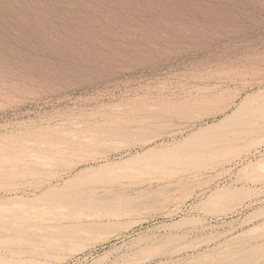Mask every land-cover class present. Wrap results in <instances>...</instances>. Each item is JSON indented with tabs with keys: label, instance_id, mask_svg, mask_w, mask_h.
I'll use <instances>...</instances> for the list:
<instances>
[{
	"label": "rangeland",
	"instance_id": "374dc122",
	"mask_svg": "<svg viewBox=\"0 0 264 264\" xmlns=\"http://www.w3.org/2000/svg\"><path fill=\"white\" fill-rule=\"evenodd\" d=\"M254 93L264 0H0V264H264V125L184 143Z\"/></svg>",
	"mask_w": 264,
	"mask_h": 264
},
{
	"label": "bare ground",
	"instance_id": "6f19581e",
	"mask_svg": "<svg viewBox=\"0 0 264 264\" xmlns=\"http://www.w3.org/2000/svg\"><path fill=\"white\" fill-rule=\"evenodd\" d=\"M259 96H264V95H261V93H254V94L246 95L239 102V104L232 111V113L226 115L218 124L209 125L205 128H201L200 130L194 132L189 137H187L186 140L184 141V143H186L187 145H193V144H195V142L200 140V141H202V143L199 144L200 147L209 148V147H214V146L222 147V146L227 145L228 143L233 145V144L237 143L239 140L244 139L247 132L255 131L258 129V127L264 125V102L258 101L257 98ZM195 105L192 104V106H195ZM176 108H177V106H176ZM175 113L181 115L180 111H176ZM261 121H263V122H261ZM228 125L229 126L238 125V126H242L244 128L243 129H236L235 128V129H231V130H230V128L229 129L227 128L228 129V131L226 130L227 132L223 131L225 133L216 132L219 128L226 129L225 127ZM110 133H115V131L110 132ZM71 145L73 146L74 144H71ZM75 148H76V146H75ZM150 151L153 152L154 150H150ZM172 153L173 152H171L169 154L170 156L168 158H166L165 160H162L160 162L161 166H164V165L169 166V165H172L175 163H182V156H177L178 154H175V153L172 154ZM65 189H66V187H64L63 189H60V190H56V189H52V188L47 189L41 195L36 197V199L37 198L41 199V198L53 196L56 199V203H55L56 205H53V206L56 207L59 205L61 206V204L62 205L66 204L68 202H77L80 200L79 198L83 195V194H80L81 195L80 196L77 194V192H75L76 194H73L74 193L73 192L72 193L73 195L70 194L71 196H68L69 195L68 191H67V193H65V191H64ZM229 196L230 197L233 196V193L228 192V191H219L213 195V199L214 200H222V199L227 198ZM67 197H69L68 200H65ZM82 197H84V195ZM68 226H64L61 223H57V224H52V225H46L45 224L42 227L45 229H48L49 227H53V228H56L58 231L62 232V231H65V229ZM93 227L95 228V226L92 224L86 225L85 230H92Z\"/></svg>",
	"mask_w": 264,
	"mask_h": 264
}]
</instances>
